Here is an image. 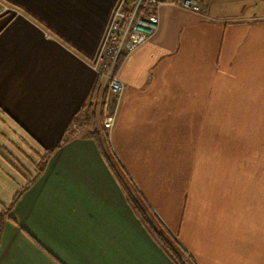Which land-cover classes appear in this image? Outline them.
<instances>
[{
	"label": "crops",
	"instance_id": "crops-1",
	"mask_svg": "<svg viewBox=\"0 0 264 264\" xmlns=\"http://www.w3.org/2000/svg\"><path fill=\"white\" fill-rule=\"evenodd\" d=\"M115 2L0 0V211L34 179L0 264H175L70 128ZM205 2V15L163 5L123 61L110 146L197 264H264V0Z\"/></svg>",
	"mask_w": 264,
	"mask_h": 264
},
{
	"label": "built area",
	"instance_id": "built-area-1",
	"mask_svg": "<svg viewBox=\"0 0 264 264\" xmlns=\"http://www.w3.org/2000/svg\"><path fill=\"white\" fill-rule=\"evenodd\" d=\"M165 4L197 15H205L208 10L203 0H116L115 2L97 52L89 62L96 77L106 82L112 101V111L110 114H105L103 119V125L108 129L114 125L119 101L124 91V82L118 70L131 52L153 39L158 33L160 12ZM11 10L5 4L1 6L2 13ZM81 118H84V115Z\"/></svg>",
	"mask_w": 264,
	"mask_h": 264
},
{
	"label": "trees",
	"instance_id": "trees-1",
	"mask_svg": "<svg viewBox=\"0 0 264 264\" xmlns=\"http://www.w3.org/2000/svg\"><path fill=\"white\" fill-rule=\"evenodd\" d=\"M104 96L105 94L102 90V82L101 79L98 78L92 94L90 95L88 101L84 102L77 111L70 128L74 130L78 115L81 114L80 112L86 110V118L82 122V128H80V130H82L81 132L83 135L91 137L96 142L104 160L106 161V164L109 166L118 181L128 204L138 219L142 222L146 231L175 264H197L193 257L182 246L177 234L173 233L167 227L165 222L159 217L157 212L152 208L145 196L141 193L140 189L134 184L118 158L114 156V160V158L110 155L108 149V147L111 148L109 131L105 126H102L100 121V116L102 114L100 112L102 107H104ZM44 170L45 161L40 164L39 173L37 175H41ZM33 181L34 179L28 181L24 186H22L16 192L11 203L2 208L0 211V241L6 219L10 217L14 205L20 199L22 194L31 186Z\"/></svg>",
	"mask_w": 264,
	"mask_h": 264
},
{
	"label": "rangeland",
	"instance_id": "rangeland-1",
	"mask_svg": "<svg viewBox=\"0 0 264 264\" xmlns=\"http://www.w3.org/2000/svg\"><path fill=\"white\" fill-rule=\"evenodd\" d=\"M203 2H204V4L206 5V2H205V0H203ZM160 16H161V13H160ZM101 79V82H102V90L104 91V94H105V96H104V107H102V110H101V112L100 113H102L101 114V118H100V121H101V124H102V126H104L103 125V119H104V116H105V114H110V112L112 111V108H113V105H112V101H110V97H109V94H108V88H107V84H106V82L102 79V78H100ZM231 98V97H230ZM108 103V104H107ZM81 114L80 115H78V118H77V121H76V124H75V126L77 127V128H82L81 126V124H82V122L85 120V118H86V110L85 111H82V112H80ZM82 115H84V118H81L82 117ZM108 129V128H107ZM108 131H109V129H108ZM108 149H109V152H110V155L114 158V160H115V154L113 153V151H112V149L110 148V147H108ZM233 166H234V164H233ZM139 188V187H138ZM140 189V188H139ZM140 191H141V189H140ZM141 193H142V191H141ZM143 194V193H142ZM144 195V194H143ZM261 210H264V203L263 204H261L260 205V207H259ZM257 213H259V215L258 216H260V212H257ZM256 221L258 222V220L256 219Z\"/></svg>",
	"mask_w": 264,
	"mask_h": 264
}]
</instances>
